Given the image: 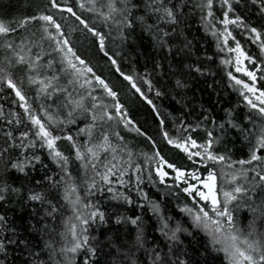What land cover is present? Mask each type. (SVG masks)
Instances as JSON below:
<instances>
[{"label": "snow or ice", "instance_id": "obj_1", "mask_svg": "<svg viewBox=\"0 0 264 264\" xmlns=\"http://www.w3.org/2000/svg\"><path fill=\"white\" fill-rule=\"evenodd\" d=\"M12 8L0 264H264V0Z\"/></svg>", "mask_w": 264, "mask_h": 264}, {"label": "trees", "instance_id": "obj_2", "mask_svg": "<svg viewBox=\"0 0 264 264\" xmlns=\"http://www.w3.org/2000/svg\"><path fill=\"white\" fill-rule=\"evenodd\" d=\"M16 6H21V7L23 6V4H21V0H18V1H17ZM16 6H15V7H16ZM12 10L15 11V8H13ZM101 63H103V61H101ZM105 70H106V71H105ZM124 70H125V71H128L129 69H128L127 66H125ZM107 71H108V66H107V65H104V73L106 72V75H110V73L107 72ZM112 79H114V81H117V83H119L117 77L112 76ZM233 99H235V97H233ZM138 118L141 119L142 121L147 120L149 123H151V118H150V117L147 115V113L144 112V111H141V112L139 113ZM153 127H154V125H153ZM141 147H143V145H141ZM162 148H163V152H164L165 155H171V153H170V151H169V149H168L167 147H164V146L162 145ZM145 150H147V149H145Z\"/></svg>", "mask_w": 264, "mask_h": 264}, {"label": "rangeland", "instance_id": "obj_3", "mask_svg": "<svg viewBox=\"0 0 264 264\" xmlns=\"http://www.w3.org/2000/svg\"><path fill=\"white\" fill-rule=\"evenodd\" d=\"M17 1L18 0H0V3H3V4H11L13 6V8H15L16 4H17ZM21 4L25 5L26 4V0H21ZM12 8V9H13ZM106 71V70H105ZM108 72V71H107ZM105 75H106V72H105ZM240 75V74H238ZM114 80V79H113Z\"/></svg>", "mask_w": 264, "mask_h": 264}]
</instances>
